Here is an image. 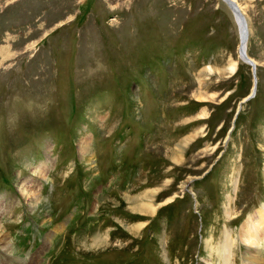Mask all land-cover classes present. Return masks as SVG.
<instances>
[{"label": "rangeland", "instance_id": "1", "mask_svg": "<svg viewBox=\"0 0 264 264\" xmlns=\"http://www.w3.org/2000/svg\"><path fill=\"white\" fill-rule=\"evenodd\" d=\"M236 1L247 100L222 0H0V264H226L209 237L264 201V0Z\"/></svg>", "mask_w": 264, "mask_h": 264}, {"label": "bare ground", "instance_id": "2", "mask_svg": "<svg viewBox=\"0 0 264 264\" xmlns=\"http://www.w3.org/2000/svg\"><path fill=\"white\" fill-rule=\"evenodd\" d=\"M223 3L227 4L228 8L231 10L233 17H235L236 20V25L237 29L239 31V60L242 62H245L251 67V74L254 76V84L252 86V90L250 93V97H245L244 100L250 99L253 96L257 95V81H258V74H257V64L255 63L254 60H251L250 57L247 55V48H248V41L250 38V31H249V26H248V20L247 17L244 16V12L242 10V7L236 0H222ZM260 7L259 5H256V8ZM253 7H251L250 12H252ZM252 20H255L254 17ZM253 22V21H252ZM253 29V28H252ZM257 40V39H256ZM264 43V42H263ZM227 72L233 73L236 70V63L231 62L228 67H227ZM88 143L86 144L84 142H81L79 144V152H81V156H85L87 154L88 150ZM41 167L37 166L34 170V173H38L39 169ZM262 175H263V183H264V168L262 170ZM233 181V179L231 180ZM192 180L183 183L181 190L182 192H186V189L190 186V183ZM236 183V181H235ZM234 183V185H235ZM20 192L23 197L26 199H34L35 203L39 202V196L35 190L32 189V187L29 189L28 184L26 182L21 184ZM235 188V187H234ZM237 191V188H235ZM145 196H150V193L145 192ZM185 193H183L184 195ZM194 194V192H193ZM176 195L172 196L169 198V201H173V198ZM228 198V197H227ZM226 198V200H227ZM239 198V196H238ZM156 199V195H152L150 198L149 202L145 203L142 200V203L140 205H137L139 207V211L143 213V217L146 215H152L160 209L159 204L156 205L157 208L154 207V201ZM230 199V196H229ZM1 200V199H0ZM4 201V200H3ZM168 201V202H169ZM232 201V200H231ZM2 202V200H1ZM227 203V202H226ZM10 206V205H9ZM225 205V210L228 209ZM261 207H259L254 213H250L247 216V220L238 228V231H236V234H231L230 231L226 233V236L222 241L219 242L218 246L215 248L216 244H214V239L213 235H211L208 239L207 247L210 250H215L217 253L218 257L222 259L223 263L225 262L226 264L230 263V258L232 257L234 253V248L237 246H241L242 255H241V264H264V253H263V248H264V201L261 202ZM11 207V206H10ZM0 208H2L0 206ZM6 209H8V206H6ZM5 212L6 210H3ZM2 213V212H1ZM229 211H227V214ZM144 224V223H143ZM2 226H0V229ZM226 231V230H225ZM224 231V232H225ZM228 231V230H227ZM216 235V234H215ZM9 237L5 234V232H0V250L5 252L6 254H9L12 252V247H11V242L8 240ZM216 240V239H215ZM94 242H97V239H93ZM217 242V241H216ZM263 253V254H262ZM4 254V253H3ZM263 256H262V255ZM37 255H35L36 257ZM240 256V255H239ZM34 258V257H32ZM177 258V255H176ZM178 259V258H177ZM33 260V259H32ZM37 262V258L35 260ZM207 264H211L208 261L206 262ZM9 264V263H8ZM36 264V263H35ZM173 264V262H172ZM175 264H179V259L178 262Z\"/></svg>", "mask_w": 264, "mask_h": 264}]
</instances>
